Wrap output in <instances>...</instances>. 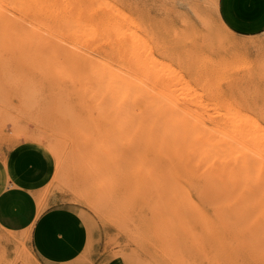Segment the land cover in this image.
I'll list each match as a JSON object with an SVG mask.
<instances>
[{"label": "rangeland", "instance_id": "rangeland-1", "mask_svg": "<svg viewBox=\"0 0 264 264\" xmlns=\"http://www.w3.org/2000/svg\"><path fill=\"white\" fill-rule=\"evenodd\" d=\"M0 24V155L48 150L38 198L92 232L72 264H264L259 210L207 205L202 162L158 126H221L234 171L264 177V27L232 28L221 0H0ZM0 264L42 263L7 237Z\"/></svg>", "mask_w": 264, "mask_h": 264}, {"label": "crops", "instance_id": "crops-1", "mask_svg": "<svg viewBox=\"0 0 264 264\" xmlns=\"http://www.w3.org/2000/svg\"><path fill=\"white\" fill-rule=\"evenodd\" d=\"M251 0H221L226 22L240 32L264 27ZM48 150L33 141L0 155V240H24L42 264H72L88 247L92 232L76 210L39 199L49 168Z\"/></svg>", "mask_w": 264, "mask_h": 264}, {"label": "bare ground", "instance_id": "bare-ground-1", "mask_svg": "<svg viewBox=\"0 0 264 264\" xmlns=\"http://www.w3.org/2000/svg\"><path fill=\"white\" fill-rule=\"evenodd\" d=\"M91 3V1L89 2ZM88 4V3H87ZM104 4V3H103ZM89 5V4H88ZM114 6V5H113ZM112 7V6H110ZM107 7V8H110ZM54 18V17H53ZM58 19V18H57ZM62 21V20H61ZM55 22V21H54ZM66 22V21H64ZM68 22V21H67ZM222 22V21H221ZM59 23V21H58ZM61 23V22H60ZM52 24V23H51ZM50 24V25H51ZM1 25V24H0ZM44 25V24H43ZM75 25V24H74ZM73 25V26H74ZM85 26V25H84ZM90 26V25H89ZM16 27V26H15ZM50 27V26H49ZM61 27V26H60ZM66 27V26H65ZM86 27V26H85ZM64 28V27H62ZM75 28V27H74ZM107 28V27H106ZM72 29V28H71ZM76 30V29H75ZM77 31V30H76ZM78 32V31H77ZM81 32V31H80ZM86 32V31H85ZM127 32V31H126ZM75 33V32H74ZM125 34V33H123ZM76 36V35H75ZM73 36V37H75ZM80 40V39H79ZM97 40H99L97 38ZM91 41V40H90ZM80 42V41H79ZM93 42V41H92ZM91 44V43H90ZM121 46V45H119ZM125 46V45H124ZM126 48V46H125ZM122 52V51H121ZM104 61V60H103ZM106 63V62H105ZM100 65V64H99ZM98 66V65H97ZM105 68V66H104ZM99 69V68H98ZM106 70V69H105ZM108 73V72H107ZM111 75V74H110ZM110 75H108L110 77ZM113 75V74H112ZM118 76V75H117ZM117 78V77H116ZM108 79V78H107ZM113 79V78H112ZM111 79V80H112ZM109 80V79H108ZM119 80V79H118ZM120 81V80H119ZM118 81V82H119ZM116 80V83H118ZM123 84V82H121ZM120 84V82H119ZM118 84V85H119ZM121 85V84H120ZM126 85V84H125ZM123 85V86H125ZM127 86V85H126ZM89 87V86H88ZM120 87V86H119ZM106 88V87H105ZM110 88V86H109ZM116 88V87H115ZM107 89V88H106ZM121 89L123 87L121 86ZM89 90V89H88ZM101 90V89H99ZM124 90V89H123ZM122 90V91H123ZM127 88L125 89V91ZM102 93V92H101ZM109 93V92H108ZM121 92H119V95ZM124 93V92H123ZM111 94V93H110ZM109 94V96H110ZM118 95V97H119ZM112 96V95H111ZM134 96V94H133ZM132 96V97H133ZM114 98V97H113ZM123 98L130 101L128 94H123ZM101 105V103H100ZM109 105V104H108ZM119 105V104H118ZM123 105V104H122ZM125 105V104H124ZM110 107V106H109ZM114 110V109H113ZM112 110V111H113ZM134 111V110H133ZM133 111H131L133 113ZM163 111V110H162ZM161 111V112H162ZM215 111V110H214ZM165 112V111H164ZM163 115L162 122L158 125L162 127V138L171 146L172 156L175 160L190 161L196 160L203 164V186L202 190L205 195V201L210 207L217 208H242V209H257L259 214L257 219L264 220V177L254 176L253 174L243 172H235L234 160L229 162L227 156V145L225 146L223 137L225 129L218 125H202L197 126L187 122L185 111L179 114ZM176 112V111H175ZM173 112V113H175ZM191 112V111H190ZM189 112V113H190ZM194 112V111H193ZM192 112V113H193ZM197 112V111H196ZM116 113V112H115ZM119 113V111H118ZM131 113V114H132ZM154 113V112H153ZM187 113V112H186ZM135 114V113H134ZM138 114V112H137ZM195 114V113H194ZM198 114V113H197ZM212 114V113H211ZM245 114V113H244ZM116 115V114H115ZM142 115V114H141ZM140 115V116H141ZM188 115V114H187ZM210 115V113H209ZM215 115V114H214ZM107 116V115H106ZM118 116V115H117ZM122 116V115H121ZM136 116V115H135ZM212 116V115H211ZM244 116V115H243ZM153 117V116H152ZM193 117V116H192ZM200 117V116H199ZM215 117V116H214ZM213 117V119H215ZM247 117V116H246ZM194 118V117H193ZM217 118V117H216ZM131 120V119H130ZM190 120V119H189ZM188 120V121H189ZM117 121V120H116ZM144 121V119H142ZM155 121V120H154ZM153 121V122H154ZM185 121V122H184ZM236 121V120H235ZM125 122V121H124ZM145 122V121H144ZM160 122V120H159ZM161 122V123H162ZM200 122V121H199ZM108 123V122H107ZM157 123V122H156ZM155 123V124H156ZM201 124V123H200ZM127 125H130L129 123ZM132 125V124H131ZM199 125V124H198ZM119 127V126H118ZM256 127V126H254ZM262 127V126H261ZM117 128V127H116ZM244 128V127H243ZM157 129V128H156ZM248 128L245 127L244 130ZM252 129V127H250ZM243 130V131H244ZM262 130V129H261ZM113 132V130H112ZM130 132V131H129ZM263 132V131H262ZM131 133V132H130ZM240 133V132H239ZM115 134V132H114ZM152 134V133H151ZM235 134V133H234ZM252 134V133H250ZM261 133H259L260 135ZM117 135V134H116ZM115 135V136H116ZM237 135V134H236ZM249 135V134H248ZM133 136V135H132ZM149 136H151L149 134ZM233 136V135H232ZM261 136V135H260ZM129 137V136H128ZM127 137V139H128ZM239 137V136H238ZM243 137V136H242ZM253 137V136H252ZM263 137V136H262ZM152 138V137H151ZM160 138V137H159ZM226 138V137H224ZM255 138V137H254ZM227 139V138H226ZM243 139V138H242ZM113 140V139H112ZM247 140V139H246ZM255 140V139H254ZM130 143V138L128 140ZM243 142V141H241ZM240 142V143H241ZM249 141H247L248 143ZM229 143V142H228ZM231 143V142H230ZM231 145V144H230ZM159 146V145H158ZM162 146V144H161ZM167 146V145H166ZM258 146V145H257ZM138 147V146H137ZM136 147V148H137ZM143 147V146H141ZM140 147V148H141ZM169 147V146H168ZM242 147V146H241ZM138 149V148H137ZM169 149V148H168ZM169 149V150H170ZM246 149V148H245ZM252 149V148H250ZM254 149V148H253ZM156 150V149H155ZM166 150V149H165ZM233 150V149H232ZM242 149H240L241 151ZM247 150V149H246ZM245 150V151H246ZM133 151V150H132ZM137 151V150H136ZM144 151V149H143ZM160 151V150H159ZM255 151V150H254ZM257 151V150H256ZM135 152V151H134ZM234 153V151H232ZM136 153V152H135ZM257 153V152H256ZM138 154V153H137ZM232 154V153H231ZM245 154V153H244ZM253 154V153H250ZM142 155V153H141ZM238 155V153H237ZM242 156V155H241ZM244 156V155H243ZM255 156V155H254ZM259 158V156H257ZM231 158V157H230ZM239 159V158H238ZM263 159V158H261ZM260 159V160H261ZM257 161V159H256ZM260 162V161H259ZM262 163V162H261ZM238 164V163H237ZM234 165V166H233ZM245 166V165H244ZM257 166V165H256ZM259 167V166H258ZM246 168V167H245ZM245 170V169H244ZM193 172V171H192ZM257 172V171H256ZM264 174V173H263ZM256 178L262 180L261 188L256 190ZM258 179V180H259ZM179 188V186H178ZM194 194V193H193ZM196 194V193H195ZM244 215V214H243ZM252 219V218H249ZM253 220V219H252ZM224 221V220H223ZM246 221V220H245ZM221 222V221H220ZM252 222V221H250ZM261 222V221H260ZM242 234V233H241ZM243 235V234H242ZM245 235V234H244ZM243 235V236H244ZM247 236V235H246ZM252 236V235H250ZM245 245V244H244Z\"/></svg>", "mask_w": 264, "mask_h": 264}]
</instances>
